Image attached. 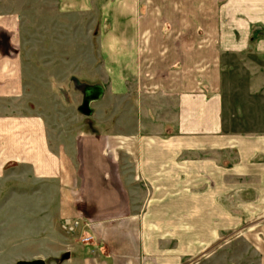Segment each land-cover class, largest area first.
<instances>
[{"label":"crops","instance_id":"obj_1","mask_svg":"<svg viewBox=\"0 0 264 264\" xmlns=\"http://www.w3.org/2000/svg\"><path fill=\"white\" fill-rule=\"evenodd\" d=\"M116 5L124 15L113 19L102 50L130 63L108 61L102 70L138 74L136 124L128 129V117L105 115L102 143L88 131L86 142L64 150L70 160L49 145L47 115L27 104L18 17L0 13V101L22 106L0 115V179L16 164L33 167L39 179L72 180L80 156L91 238L82 249L95 255L77 264H264V130L227 128L220 79L221 58L246 47L251 27L264 22L262 1ZM83 87L88 103L105 95L104 83ZM161 96L176 108L164 128L156 113Z\"/></svg>","mask_w":264,"mask_h":264},{"label":"rangeland","instance_id":"obj_2","mask_svg":"<svg viewBox=\"0 0 264 264\" xmlns=\"http://www.w3.org/2000/svg\"><path fill=\"white\" fill-rule=\"evenodd\" d=\"M117 1L0 0V13L18 17L16 60L24 66L29 83L27 104L35 115H47L49 145L53 150H62L64 159H71V153L64 152L67 146L86 142L88 131H94L96 140L102 139L97 135L109 127L103 120L105 115L128 117V129L136 124L133 118L138 116V74L125 77L126 73L121 72L118 77L102 70L108 61L116 67L124 60L130 63L129 59L107 57L102 50L110 39L113 19L124 15ZM74 41L77 50L70 57L72 43L76 49ZM221 59L227 128L263 131L264 22L251 27L246 47ZM118 81L120 86L114 88ZM88 83L106 85L101 100L86 101L81 88ZM156 103L160 128H164L167 120L175 117L176 108L174 103L167 104L164 96ZM21 108V104L0 101V115ZM85 111L94 117H85ZM74 162L72 180L39 179L33 167L7 166L0 179V264L39 259L46 264H77L94 257L91 247L82 249L87 238L83 227L86 218L81 212L84 174L80 156ZM74 216L79 226L72 221Z\"/></svg>","mask_w":264,"mask_h":264},{"label":"water","instance_id":"obj_3","mask_svg":"<svg viewBox=\"0 0 264 264\" xmlns=\"http://www.w3.org/2000/svg\"><path fill=\"white\" fill-rule=\"evenodd\" d=\"M90 88L88 87H83L81 90L85 93L88 92ZM86 113H90V112H86ZM16 264H46V262L44 260H32V261H25V260H21V261H18Z\"/></svg>","mask_w":264,"mask_h":264},{"label":"built area","instance_id":"obj_4","mask_svg":"<svg viewBox=\"0 0 264 264\" xmlns=\"http://www.w3.org/2000/svg\"><path fill=\"white\" fill-rule=\"evenodd\" d=\"M90 240H91V238H86V239H85V243H89Z\"/></svg>","mask_w":264,"mask_h":264},{"label":"trees","instance_id":"obj_5","mask_svg":"<svg viewBox=\"0 0 264 264\" xmlns=\"http://www.w3.org/2000/svg\"><path fill=\"white\" fill-rule=\"evenodd\" d=\"M88 250H90V247L88 248Z\"/></svg>","mask_w":264,"mask_h":264}]
</instances>
